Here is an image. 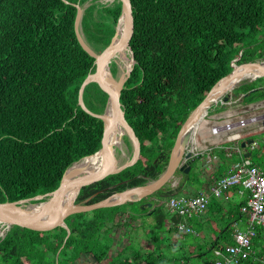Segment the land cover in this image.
I'll list each match as a JSON object with an SVG mask.
<instances>
[{
    "label": "trees",
    "instance_id": "trees-1",
    "mask_svg": "<svg viewBox=\"0 0 264 264\" xmlns=\"http://www.w3.org/2000/svg\"><path fill=\"white\" fill-rule=\"evenodd\" d=\"M87 1L0 0V202L55 191L70 164L103 145L102 120L78 103L82 81L95 71L94 58L82 48L74 30L75 4L83 6ZM130 2L133 29L128 44L134 63L119 99L125 119L138 138L139 156L120 172L82 186L75 202L95 194L86 201L93 203L157 178L167 164L182 123L214 83L232 69L233 61L239 64L264 59V0ZM120 13L119 1L111 6H98L92 1L84 8L82 32L95 49L101 51L110 42ZM111 72L114 74V68ZM119 73L120 70L118 78ZM253 88L256 90L250 91ZM232 92L235 97L241 95L243 104L264 100V76L243 83ZM107 97V89L95 80L85 85L82 94L85 107L94 113L103 112ZM214 107L222 108L211 105L208 113ZM217 151L224 163L237 155L227 157L223 149ZM240 158L246 159L243 154ZM196 164L195 157L187 174L176 171L182 174L177 187H168L164 194L165 185L153 195L158 199L194 195L190 187L201 177L200 171L199 175L194 171ZM178 190L183 194H176ZM39 200L42 199L32 202ZM142 202H127L125 206ZM242 202L232 205L231 216L228 211L214 219L215 224L209 229L214 236L207 249L183 257L160 251L161 232H180L176 227L180 218L162 204H155L147 209L154 216L148 249L142 253L129 242L107 264H186L193 256H202L212 249L223 250L224 245L233 242L231 223L244 219L239 210ZM218 205L210 203L207 209ZM110 209L98 208L67 217L70 234L64 243L67 231L62 226L34 231L12 225L0 239V262L45 264L46 253L55 255L62 244L60 253L65 264H74L84 253H91L100 262L112 241L108 236L107 244L99 247L100 230L112 231L125 224L120 214L126 210L114 206L108 215ZM127 214L134 219L131 213ZM224 219L228 221L218 228L216 224ZM262 240L259 236L252 240L253 245L261 244L258 255L264 254ZM166 245L171 247L173 243ZM242 264L260 263L248 257Z\"/></svg>",
    "mask_w": 264,
    "mask_h": 264
},
{
    "label": "water",
    "instance_id": "water-1",
    "mask_svg": "<svg viewBox=\"0 0 264 264\" xmlns=\"http://www.w3.org/2000/svg\"><path fill=\"white\" fill-rule=\"evenodd\" d=\"M118 1L121 3V13L114 28L115 32L111 37L110 42L97 53L92 51L84 42L81 19L83 10L86 5L80 6L78 4H75V34L82 48L94 58L95 65V71L89 73L84 78L79 87L78 103L87 113L101 119L103 122V145L95 153L84 156L82 158L93 156L97 152L103 151L105 156V164L103 165V167L92 174H84L67 179L68 169L73 163L77 162L75 161L64 170L59 185L55 191L13 202H0V219L9 222L11 225H17L21 228H26L34 231H50L57 226L66 227L64 220L73 214L87 212L98 208L118 206L127 202H138L140 200L146 199L148 196L152 195L154 192L163 187L172 177H174L176 171L184 174H187L189 172L190 162L194 161L195 159V157H193L192 150L189 147L192 144L191 139L195 136L197 127L204 119V116L208 113V108L211 105L217 103V101L221 97L223 98V100L228 99V95L224 93L228 91V88L232 89L235 87L230 84L233 81L241 78L242 75L246 72L252 73L254 76L249 80H245L243 83H248L258 77L264 76V59H256L239 64L233 62L232 69L214 83V85L206 93L204 98L189 113L185 121L182 123L176 135L174 143L170 149L167 164L157 178L148 180L144 184L127 187L123 190L116 191L109 196L93 203H86V201L93 197L95 194L80 202H75V198L70 205H64V198L71 188H78L79 193V190L82 186L91 184L107 175L120 172L124 168L132 165L139 156L140 144L138 138L135 136L132 128L128 125L125 119L124 111L122 110L119 99L123 84L128 78L134 63L132 52L128 44L133 29V14L130 0ZM122 21V33L115 42L118 28ZM124 47H127L131 53L132 64L126 72V75L122 79H118L114 76L110 69H107V65L110 62V59ZM93 80L98 81L104 88L107 89L108 92L107 102L102 113H94L90 111L85 107L83 103L82 94L84 87L86 84ZM254 90H256V88H253L250 91ZM108 108H110V111ZM119 116L121 117L122 123L125 126L126 135L130 143H132L134 147V156L131 161H126L121 165H117L115 163V147L110 140L111 129L114 122ZM243 145L244 143H241L242 147ZM82 158H80L79 160H81ZM38 199L42 200L32 202V200ZM20 201H30V204L43 203V205L41 206V208L33 210L32 212L19 213L13 211L12 207H20ZM150 206V202H145L143 203L141 208L143 209L144 207ZM49 214H51L50 217H47L46 220H42V218L48 216ZM69 234L70 231L69 229H67L66 237Z\"/></svg>",
    "mask_w": 264,
    "mask_h": 264
},
{
    "label": "rangeland",
    "instance_id": "rangeland-1",
    "mask_svg": "<svg viewBox=\"0 0 264 264\" xmlns=\"http://www.w3.org/2000/svg\"><path fill=\"white\" fill-rule=\"evenodd\" d=\"M92 1L94 3H97L98 6H100V5L111 6V5H113V3L115 1H118V0H88L84 5L87 6ZM83 36H84V34H83ZM84 42L92 51H94L95 53L99 52V49L98 50L95 49L93 44L88 42L85 36H84ZM118 52H119V54L122 55V50H120ZM128 53H129L128 57L131 58L130 51ZM233 62L235 63V61H233ZM109 67H110V70H111V68H114V76L118 78L117 74L119 72V67H118V64L115 62V60L110 62ZM246 80H248V79H246ZM244 81L245 80L239 82L237 85H235L234 88L240 86ZM234 88L229 89L227 92L224 93V94L228 95L227 100H223V98L221 97L217 101V103L214 104L215 106L221 105L222 106L221 110H215L216 107L212 108L210 110V112L204 116V119L202 120L200 126L197 127L198 130L195 134V137H193L191 139L192 144L189 146L190 149L192 150L193 157H196L197 154H199L200 150H202V149L206 150L207 154H210V153H212L213 150L215 151L217 149L215 147V145H216L215 142L218 139L215 140L211 136L209 137V135H207L208 127H210L214 121H217V122L225 121L228 119L230 114L234 115V117L240 116L242 114V112H240V111L243 108L244 109L249 108V110L246 112V115L251 114L252 112H259L257 114H264V100H261V102L259 101V102L251 103L249 105H245V104L241 103V99H240L241 95H240V97H235L233 95L232 91ZM256 105L260 106V108L259 109L253 108ZM248 106H250V107H248ZM259 127H261V128L264 127V119H262L257 125H254V126L252 125L246 129H243L241 133L243 134V131H252L254 129H258ZM249 133L250 134H248L247 136H249V135L252 136L253 139L256 140L259 144L264 143V130L261 132H258L259 134H255V135L252 132H249ZM200 134L205 137L204 142L200 141ZM195 138H197V142L195 141ZM122 140L124 143L125 142L129 143V145H127L125 143V146H126V155L125 156H123L121 151L118 148H116L115 157H116V159H120L119 165L123 164L126 161H131V159L134 156V147H133L132 143H130L126 134H124L122 136ZM196 144H198V146ZM200 144H204V145H200ZM209 149H211V150L209 151ZM217 154L219 155L220 153L217 151ZM212 155L213 154H210L209 156L211 158L207 159V160H204L207 157L205 154L201 155L197 159V164L193 168H194V171L198 175H199V171H200L201 175L203 174L204 176L209 177L208 176L209 173H211V170L213 168H215V167H213V165L211 163L213 161V159L215 158V156H212ZM245 158H246L245 159L246 162H252L254 164L259 165L260 167H262L264 169V154L261 153L258 150V148L252 149L249 152V156H246ZM224 160L225 159H223V161ZM227 160H228V158H227ZM232 160H235V158L230 159V161H232ZM223 167H224V165H222V168ZM221 171H222V169H220V171L217 170L216 172H221ZM181 177H182L181 173L180 174L175 173V176L172 177L165 184L167 186L166 187H164L165 185L163 186L164 188H162V190L164 191V194H165L168 187L169 188L177 187L179 182L182 180ZM201 181H203V178L200 177V179L197 181V183L190 187V190L192 192H197L200 188V185H201L200 182ZM186 189H188V187H186ZM176 194H178V195L183 194V191L178 190ZM66 196L73 197L74 193L68 192L66 194ZM169 197H171V196H167V197L160 198V199H162L163 201H166ZM220 198H222V197H212L209 200L206 209L208 208L209 204L211 203V201L213 199H215L214 202H216V201L218 202L220 200ZM229 198H230V200L227 201L225 205H223L224 206L223 209H225V212L223 214L220 213L222 215L228 213V210L232 207V205L239 203V197L237 195L232 193V195H230ZM160 199H158L155 195L152 194V195L148 196L146 199H143L142 203L132 204L130 207L129 206L126 207L125 204L120 205V206H122L123 209L126 210L122 214H120V219H121V221H123V223L125 222V224H122V225H119V226L112 228V231H110L108 229H101L100 230L101 235H100L99 241H98L99 247H102V245L107 244L108 236L112 237L111 246H110V249L108 251V254L100 262H98L91 253H87V254L84 253L80 257H78V259L76 260V262L74 264H107L108 260L113 255H115L116 252H118L120 248L124 247L129 242L133 243L142 253H144L148 249V247L150 246V243H149L150 240H148V236L153 232V229H154L152 227V224L154 223V219H153L154 216L153 215L150 216V214H149L150 210L147 211V209H151L153 207V205H155V204H160ZM144 201L150 202L151 206L150 207H144L142 209L141 206L143 205V203H145ZM24 202L25 203H31L30 201H24ZM113 207H110V208L112 209ZM111 209L107 211L108 215H111V212H112ZM220 209H222V208H220ZM232 211H233V209H232ZM127 213H131L130 215H132L134 217V219H130ZM216 214L217 213L214 211V209H207L202 215H200V216L198 215V216L191 218L190 220H187L186 222H188V225L194 229V231H195L194 233H182V232H177V231H170V232L163 231V233L161 232L162 238L158 242V246L162 247L160 251L162 253L167 254L168 256H173V257H183V256H189L191 254L197 255L198 253H200V251L201 252L204 251L205 249H207V247L209 246V242L213 239V236H214V234H212L211 231L209 232V235H208V230L210 229L211 225L215 224L214 223L215 222L214 216ZM203 217H205L204 222H206L208 224L206 230L203 229V226L199 225V222H198V224L195 222V220L199 221ZM225 218H227V216ZM244 219H245V217H244ZM226 221H228V219H226V220L224 219L223 221L216 224V226L221 229L225 225ZM64 223L66 225V227H64V228L67 231V229L70 226L66 224L65 220H64ZM126 223H128V224H126ZM11 227H12V225L5 231V233L3 235H0V239L6 235V233L9 231V229ZM235 230L233 229V232ZM0 231H1V228H0ZM68 236L69 235H67V237ZM67 237H65L63 243L65 242ZM166 237H168V238H166ZM219 241L222 244V242H223L222 238H220ZM168 242L173 243V245L171 247H169L168 245H166ZM62 247H63V244L61 245V247L57 250V252L53 256L50 254L47 255V253H46V256H44V261L46 262L45 264H65L66 261L64 262L62 260L63 253H60L62 250ZM72 255H73V253H72ZM214 256H215L214 249H212V250H209L207 253L203 254L202 256H193V257L189 258L186 264H204V262L206 260L214 259ZM0 264H2V262H0Z\"/></svg>",
    "mask_w": 264,
    "mask_h": 264
},
{
    "label": "built area",
    "instance_id": "built-area-1",
    "mask_svg": "<svg viewBox=\"0 0 264 264\" xmlns=\"http://www.w3.org/2000/svg\"><path fill=\"white\" fill-rule=\"evenodd\" d=\"M253 108L259 109L260 106L256 105ZM248 110L249 108H243L240 116L234 117L230 114L227 120L214 121L209 127L213 134L220 136L218 144L230 143L225 147L222 146L227 157H230L232 153L243 154L245 147L238 144L243 137L242 130L248 125H257L264 118V114H257L259 112L246 115ZM248 146L251 149L259 148L255 140ZM259 149L264 154V144ZM232 188H235L236 193L242 197L243 202L239 210L245 217L243 219L245 224L233 232L232 243L224 245L223 250L214 249L215 256L209 264H242V261L248 257L252 261L264 264V254L258 255V246L261 244L253 245L252 243V240L259 236L264 244V169L259 165L240 158L232 163L227 173L214 179L194 195H173L165 201L164 206L170 214L180 218L176 223L180 232L194 233V229L186 225V220L202 213L212 197L227 196Z\"/></svg>",
    "mask_w": 264,
    "mask_h": 264
},
{
    "label": "bare ground",
    "instance_id": "bare-ground-1",
    "mask_svg": "<svg viewBox=\"0 0 264 264\" xmlns=\"http://www.w3.org/2000/svg\"><path fill=\"white\" fill-rule=\"evenodd\" d=\"M123 21L122 23L119 25L118 28V32H117V36L115 39V42L117 41V39L120 37L122 30H123ZM128 48L124 47L122 49V55L119 54V52H117L111 59V61H114L118 64L120 73H119V78L118 79H122L125 75L126 72L128 71V69L130 68V62H131V58L128 57V52L127 51ZM110 62L107 65V69H110L109 65ZM254 75L252 73H244L242 75L241 78L233 81L230 85H237L239 82L246 80V79H250L252 78ZM229 90V88H228ZM110 111V108H108ZM126 134L125 131V126L122 123L121 117L119 116L116 121L113 124V127L111 129L110 132V140L113 143V146L116 148H118L122 155L125 156L126 155V146L125 143L122 140V136ZM195 148V147H194ZM115 163L117 165H119L120 163V159H116ZM105 164V156L103 151H99L97 152L95 155L93 156H89V157H85L82 158L81 160L73 163L67 172V179H70L72 177H77L80 175H84V174H92L94 172H96L98 169H100L101 167H103V165ZM68 192H73L74 196L73 197H68L65 196L64 198V205H70L73 200L76 198L77 194H78V188L74 187L71 188ZM19 208H15L12 207V210L15 212H19V213H24V212H32L33 210H36L38 208H41V206L43 205V203H35V204H30V203H25L24 201H20ZM30 205V206H29ZM23 212H22V211ZM51 214H49L48 216H45L44 218H42V220H46L47 217H50ZM11 226V224L5 220L0 219V235H3L5 233V231Z\"/></svg>",
    "mask_w": 264,
    "mask_h": 264
},
{
    "label": "crops",
    "instance_id": "crops-1",
    "mask_svg": "<svg viewBox=\"0 0 264 264\" xmlns=\"http://www.w3.org/2000/svg\"><path fill=\"white\" fill-rule=\"evenodd\" d=\"M261 102V101H260ZM242 103V102H241ZM251 104V103H250ZM245 105H249V104H245ZM248 107H250V106H248ZM264 119V118H263ZM201 124V123H200ZM200 124H199V126H200ZM198 126V127H199ZM250 126H252V125H248L247 127H245L244 129H246V128H248V127H250ZM254 126V125H253ZM198 130V129H197ZM197 130H196V132H197ZM264 130V127H259L258 129H254V130H252V131H243V137L238 141V144H239V146H241V143H244V145H243V147H245L244 148V150H243V157H245L246 155L248 156L249 155V152L248 151H251L252 149H251V147L250 146H248L252 141H254V139H253V137L252 136H247L248 134H250L249 132H252V133H254V135L255 134H259L258 132H261V131H263ZM196 134V133H195ZM207 135H209V137L211 136L213 139H215V140H217L215 143H216V145H215V147L217 148V149H219V150H221V148H222V146L223 147H225L226 145H230V143H220L221 144V146H219L220 144H218L219 142L218 141H220V136H217L216 134H213L212 133V131H211V129L208 127V131H207ZM195 137V136H194ZM207 139V138H206ZM195 141L197 142V138H195ZM200 141L201 142H204L205 141V137L204 136H202L201 134H200ZM256 141V140H255ZM259 144V143H258ZM264 143H262V144H259V148L263 145ZM197 146H198V144H196ZM200 145H204V144H200ZM248 148H250V150L248 149ZM258 148V150L260 151V149ZM216 149V150H217ZM223 149V151H224V148H222ZM248 149V150H247ZM211 149H209V151H210ZM216 150L214 151H212V153H210V154H213L212 156H215V158L213 159V161L211 162L212 163V165H213V167H215V168H213L212 170H211V173H209V177H207V176H204L203 174V176L201 175V177L204 179V181H203V187H201L200 186V188H199V190L198 191H200L202 188H204L208 183H210V182H212L214 179H217L218 177H220V176H222V175H224L225 173H227L229 170H230V168H231V165H232V163H234L235 161H238V160H240V155L239 154H237V155H235L234 157H235V160H232V161H229V162H227V163H224L223 162V160H222V158L220 157V155H218L217 154V152H216ZM261 152V151H260ZM262 153V152H261ZM199 154L200 155H206L207 157L204 159V160H207V159H210L211 157L209 156L210 154H207V151L206 150H204V149H202V150H200V152H199ZM199 154H197V155H199ZM224 154H225V151H224ZM233 157V158H234ZM196 158L198 159L199 157H197L196 156ZM222 165H224V167L222 168ZM220 169H222V171L221 172H216L217 170H219L220 171ZM200 170V169H199ZM197 191V192H198ZM196 193V192H195ZM232 193L233 194H235V195H237L238 197H239V202H241V200H242V197H240L237 193H236V189L235 188H232L230 191H228V193H227V196H222V198H220V200L217 202L219 205L218 206H214L213 207V209H214V211L217 213L215 216H214V219H218L220 216H221V214L220 213H224L225 212V209H223L224 208V206L223 205H225L226 204V202L227 201H229L230 200V195H232ZM215 201V199H213L212 201H211V203H216V202H214ZM220 208H222V209H220ZM229 211V210H228ZM231 211V210H230ZM230 211H229V213H228V215H230L231 216V213H230ZM218 217V218H217ZM204 218L205 217H203V218H201L199 221L198 220H195V222L198 224V222H199V225L200 226H203V229L204 230H206L207 229V226H208V224L206 223V222H204ZM190 220V219H189ZM187 221V220H186ZM244 220H238V221H233V223H231V225H230V227L232 228V234H233V229L235 230V229H238V228H241V227H243L244 226ZM186 225H188V222H186ZM191 227V226H190ZM209 232H210V230H208V235H209Z\"/></svg>",
    "mask_w": 264,
    "mask_h": 264
},
{
    "label": "flooded vegetation",
    "instance_id": "flooded-vegetation-1",
    "mask_svg": "<svg viewBox=\"0 0 264 264\" xmlns=\"http://www.w3.org/2000/svg\"><path fill=\"white\" fill-rule=\"evenodd\" d=\"M162 198H164V197H162ZM164 203H165V201H163L162 199H160V204H162L163 208L165 209Z\"/></svg>",
    "mask_w": 264,
    "mask_h": 264
}]
</instances>
